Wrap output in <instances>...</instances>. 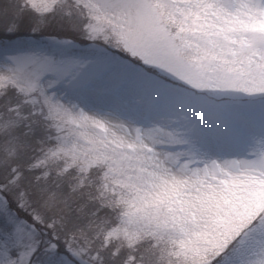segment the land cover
<instances>
[{"label":"snow or ice","instance_id":"6c2138e0","mask_svg":"<svg viewBox=\"0 0 264 264\" xmlns=\"http://www.w3.org/2000/svg\"><path fill=\"white\" fill-rule=\"evenodd\" d=\"M0 264H264V0H0Z\"/></svg>","mask_w":264,"mask_h":264}]
</instances>
